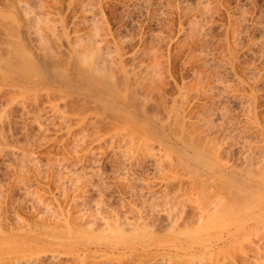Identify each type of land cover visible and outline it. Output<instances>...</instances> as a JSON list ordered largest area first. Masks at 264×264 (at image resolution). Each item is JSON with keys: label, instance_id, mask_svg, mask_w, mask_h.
<instances>
[{"label": "bare ground", "instance_id": "obj_1", "mask_svg": "<svg viewBox=\"0 0 264 264\" xmlns=\"http://www.w3.org/2000/svg\"><path fill=\"white\" fill-rule=\"evenodd\" d=\"M57 1L56 0H0V94L6 93V95H8V98H7L8 101H6L7 108L3 109L2 107L0 109V128L1 126L3 128L4 127L3 124H5L6 122L9 123L8 121L9 119H7L9 117L8 116L9 112H6V111L8 110V108H10V106L16 107V109L18 108V110L21 109L18 112L21 111L22 112L21 115H23V117L27 115V117L30 118L31 122H33L34 119L40 120L42 116L40 118H36V115L30 114L31 106L28 107L30 110L27 109L29 110V114H28L26 110L27 108L26 106H29V104H27L29 99L31 100L33 99L34 101L35 100L37 101L38 98H41L44 95L46 96L47 103L49 104L48 108H49L50 114L46 113L47 118L50 116L52 117L50 118L52 120L53 118L54 120L55 118H58L56 120H59L60 118V122H63V124H64V119H65L63 112L65 113L66 110H68L66 108L67 106L71 105L70 104L71 102H74V103L79 102L80 104L83 103L84 105L90 104L89 107L87 108L85 107V112H91V115H94V119L98 118V120L101 119L102 121L110 122L111 123L110 125L112 128L110 129L113 132L112 136L119 138L121 141L120 142L119 139H116V141L114 142L116 144V148L117 147L119 148L120 145L124 147V150L121 147L118 150L120 151L122 149L121 152H119L121 157L119 154H117V156L119 155L118 157L122 158V163H124L125 165V167L123 165L122 167L121 164L120 166L123 168L124 171L127 170L129 172L126 171L125 173L122 171V169L120 170V172L122 171V173L125 174V176L126 174L130 175L131 170L133 171L134 170L133 168L135 166L140 167V166H143L144 164H148L150 165V169H152L151 171H153V174L158 176L159 183H160L159 184L160 188H158L159 192L157 193L154 190L155 193L154 192L153 193L156 194L155 196L156 200L157 198H159V200L157 201L160 204L157 203V205L160 206L162 204L163 208L161 210V206L158 207L155 204L157 201H155L154 198L152 199H154L155 203L151 200L152 202L150 203V206L152 205V203H154L155 205L154 210H153V207L151 206L152 213L155 212V209L157 210L159 209L161 211L160 213L159 211L157 212L159 217H161L162 219L161 221H163L160 224L163 223L164 225L163 227H165L164 229L167 235H169L175 240L174 244L173 243L169 244L170 246H173V248H175L177 252H183L186 255L202 253L204 257L208 256V258H211V260H214L212 252L220 244H222L223 247H228V246L236 244L237 245L236 247L240 248L241 246L239 247V244L241 245V242L243 240L244 241L246 239L249 240L248 237L251 236L252 233L253 234L255 232L257 233L260 228L264 227V154H261L264 152V151L261 152L262 149L264 150V146L258 145V143L256 144V141H255L253 143H255L258 146L254 144L256 148L253 146V148L250 147L251 148L250 149L249 146L251 145L248 146L249 143L243 140L244 143L248 147L245 146V144L242 142L244 146L242 147L243 149L240 148L239 151L241 150L243 151H241L242 153L240 152V154H238L240 158L237 156L238 157L237 162L239 159L241 161L240 164L238 162V165L235 164L234 166V165L227 163L228 162L227 160L225 162L224 158L222 157L223 153L228 152L227 150H225V147L227 148L228 143H230L231 141L230 138L232 137V134H234L235 136V131L232 134L230 133V131L233 129L235 130L237 128H235L234 125H233L234 127L233 129H231V127L228 128L229 126L228 127L225 126L224 128L223 122L225 121H222L223 118L219 114L222 112H218V113L215 112L221 118H218L217 114H214L213 117H211L212 115L211 112L209 113L207 112L208 114L211 113L210 116L208 114L206 115V113H201L203 114L201 117L200 112H198L197 114L195 113V115L193 114V116H187L185 112L183 111L180 112L181 108L179 107L182 103H179V106H177L178 105L177 101H174V103L170 105L171 107L170 106L168 107L167 105L168 108L164 106L166 104L164 105L161 104V107L156 106L159 103H157V100L155 97L162 90V85L164 84V78H165L163 76L164 66L162 65L161 56L158 55L159 53L154 51L155 49L153 51L146 52L148 53L147 55L149 56L148 58L149 62L147 64H142V65H137L135 63L128 64L127 57L125 56L126 54L123 52L124 45L122 42L124 40L123 41L121 40L122 42H120V41L112 40V39H109L108 37H105L102 33V29H100L101 25L100 27H96L95 23L92 22V24L90 23V25L92 26L94 25V26L93 27L90 26L92 27V29L90 30L89 28L87 30V33H84V34L69 33L65 25L66 23L64 24L63 20L57 17L58 15H56V13H53L55 11V7L57 8V6H59ZM207 1L203 0V1H200V3H202V6L203 4L204 6H207L206 5ZM205 8H208V7H205ZM204 12H206V10ZM196 24L199 25L198 23ZM243 24L244 23H242V25ZM96 25H99V23ZM133 57L134 56H132V58L131 57L129 58L133 60L134 59ZM213 86H214L213 89H215L216 85L214 84ZM209 89L211 90L212 88H209ZM181 96L184 97L183 94H179L178 98H182ZM55 98H58L59 101L61 102V103L60 102L58 103H60L61 105L63 104L62 107L60 106V104H57L54 102L55 100L53 99ZM184 100L185 99H183V101ZM67 103H69V105H67ZM45 107L43 108L48 109ZM72 107H70V109ZM81 107H83V105ZM23 112L24 113L26 112L25 115ZM43 112H48V111L44 110ZM248 112L250 113V111ZM29 115H32V118L33 117L35 118L32 119L31 116ZM65 115L68 117L67 113H65ZM252 115L254 114L253 113H251V115L249 114V116H252ZM223 116L225 117V115ZM37 117H39L38 114H37ZM67 117L65 121L66 120L68 121ZM78 117H81L80 114ZM254 118L255 116L252 118V120H250L251 122L249 123L251 127H256V130H258L257 128H259V124H255L256 121L253 120ZM6 119L7 121L5 122ZM82 119L84 120V118L83 117L80 118L81 124H82ZM249 119H251V117ZM26 120H29V119L27 118ZM36 120H34V123L38 121ZM78 120L76 119L75 121H78ZM101 120L99 122H101ZM252 121H255V122H252ZM83 122H85V120ZM94 122L96 121L94 120ZM66 127H67V124H66ZM227 129L228 130L231 129V130H229L228 132ZM1 130H0V147L5 148L6 150L8 149L9 143L6 140H3L5 136L3 135ZM83 132H82V136H84ZM110 135H109V138H107L108 136L106 137L107 138L106 140H109L113 144V141L111 138L112 136ZM94 136H97V134ZM93 139H92L93 143L94 141H97V138L93 137ZM99 139H100V135H99ZM113 139L115 140V138ZM102 141L107 142L105 141V138H103ZM99 142L100 141H98V144ZM116 142H118V144L120 145L117 146ZM5 143H7L6 144L7 147L6 145L4 146ZM115 144H113L114 147H115ZM107 146L109 145L107 144ZM11 148L7 150L8 153L13 152L12 155L13 154L15 155L17 152L15 153L13 151L14 149L11 150ZM116 148H113V149L116 150ZM75 149H77V147ZM109 149H111V147ZM253 149L255 151L260 150V154L259 152L256 153L255 151H253ZM223 150L225 152H223ZM70 151H72V149ZM88 152L86 154L87 156H88ZM115 152H117V150ZM21 153L25 154L26 151H23ZM75 153L77 154L73 155L74 158L77 157L76 155L79 154V151ZM112 154H114L113 156L116 157V153H112ZM25 155H24L25 158H22V160H20L21 162L18 159H21L22 154H19L18 155L19 157L16 156L17 159L15 156L13 157L19 161V162L17 161V163H20L18 165L19 167L22 166V163H25V162H27V165L26 163L23 165H26V166L29 165V167L31 166L30 169H26L28 168L26 166L25 168L22 166L18 169L19 174H20L21 168H22V172L24 171L23 169L27 170L28 172L24 171L25 173L20 174V176L16 174V178L17 176L22 177L23 174L29 175V176L24 175L25 183L21 181V183L23 182V184H21L20 186L25 185L26 182L29 181V180L26 181V179H28L26 177H30V175L32 174V173L29 174L30 172H33L34 174L35 173L34 169L36 168L41 169L39 165L40 163L38 162H36L38 166L35 167V165L37 164H34L33 165L34 169L32 167V163H34L38 159L35 160V158L31 156L30 154H28L30 155L29 157ZM83 157H81L82 159L77 158L78 160L80 159L79 163L84 161ZM118 157L117 159H115L117 160V162L115 161L117 164L120 163V161H118L119 159ZM235 160L231 162L234 163ZM76 163L77 162H75L74 165ZM61 166H59L58 168V165H57V167H53V168L55 170L57 169L58 171H61L60 170ZM120 166H118L117 168H121ZM138 167H135V170L131 172V174H134L135 171L138 169ZM61 169H64V168L62 167ZM81 169H82V166H81ZM82 170L81 171L78 170L79 175H80V172L82 175ZM117 170L119 171V169ZM69 171L71 172V170L66 169V171L65 170L63 171V173L68 172L67 176L71 177L69 175L70 174ZM78 171H77L76 176H73V174L72 176L77 177L78 180H82L81 175L79 178ZM85 171L86 169L83 171V173ZM36 172L40 174L39 169ZM38 173L36 175L39 176ZM60 174H58L57 178L59 177ZM36 175L34 174V176ZM63 175L64 174H62V176ZM86 175L88 177V173ZM67 176H65L66 179L69 178ZM130 176H131L130 182L126 183L127 184L126 187L129 189L130 193H133V192L135 193L136 191H138V189L134 191L132 189H135V187L137 188L139 186H135V184L131 182L132 179L134 180L135 175L134 176L130 175ZM63 177L61 178L64 180H61L60 177L58 178V180L60 179L61 181L64 182L66 179ZM85 177L83 176V179H84L83 183L85 181L88 183V184L86 183L85 184L90 186L91 182L89 181L92 176L88 177L89 181H86L88 180V178L86 177L87 178L86 179ZM35 178H32V179H35ZM18 179L19 181L21 180L20 178H17V180L15 179L17 181V184H19ZM70 180L73 181V179L71 178L67 179L68 182ZM74 180L76 179L74 178ZM78 180L74 182L77 183ZM139 181L140 180H137L136 182H139ZM63 182H60V183L62 184ZM79 182L80 181H78V183ZM140 182L142 183L143 181H140ZM69 183L67 184L70 185ZM78 183L77 185L74 184L76 188L77 186L79 187ZM141 183H137V185L138 184L141 185ZM183 183L185 184L188 183L191 189V191H189V194L191 192V193H194V195H191V194L189 195L187 193L188 191L186 190L185 191L187 194L185 193L184 188H186L187 190H190V189H188L189 187L188 188L186 187L188 186L187 184L184 187ZM86 185L83 184L84 188L81 186L84 190L78 188L75 191L81 190V191L86 192L85 190ZM145 185L147 186V184ZM141 186H140V189H141ZM60 187L61 185L59 186V189ZM64 187L65 186H63V188ZM27 188L29 187L28 186L25 188L22 187L20 190L24 191L25 193L23 192L21 194H25V195H27V193L30 194L31 193L30 191L32 190V188L30 191ZM1 189L3 188H0V190ZM130 190H132L133 192H131ZM62 191H64V189ZM84 192H81V194H83ZM138 192L137 193L139 196L141 191H138ZM146 192H148L146 193V195L149 193H150L149 195L153 194L152 192H149V191H146ZM29 194L28 196L30 198L34 197V199L31 198V201H34L33 203L38 204L36 206H39L36 208V210L39 208V211L37 210V214H36L39 216V218L37 216V219H39L38 220L39 222L35 221L36 223H33L31 225L28 224L27 222H24L23 226L19 228L18 226L17 227L15 226L17 229V232H16V229L13 230L12 227H10L12 229L8 228L9 229L8 231L6 230V228H4V225L2 222V217H3L2 212L6 206L5 201L7 200L5 199L4 201L3 200L4 198L2 199L1 197L3 195L0 194V263H2V261H5L7 256L17 255L21 253L24 249L29 251L30 254L31 253L36 254V253L43 252L45 250L53 252L55 249H63V248H66V249L69 248L70 250L72 249L74 250L75 247L79 248L80 246H82L81 248H83V250L88 251V250H91L93 246H95L100 249L105 248L106 250L109 249L112 251H114L115 249H122V251L124 252H134L140 246L144 248H146V246L150 247V244H148L147 241H149L150 239L156 236V234L153 231H151L152 227H151V224H149L150 221H148V219L145 218L147 216L149 218V216L152 217L154 215L153 214L151 216L152 213L150 212L151 210H149V207H150L149 202H148V205L146 206L148 209L146 208V211H145V213L148 211L149 215L144 217L143 215L145 213L142 210H140L141 209L140 208L139 210L141 212H139L138 210V214H140L139 215L140 220L137 221L138 220L137 219L135 220L137 222L135 221L131 223L128 222L126 225V227L128 228L125 227L124 224L126 223L123 222L122 220V222L124 223L123 225L126 229H124V227L123 228L120 227L122 224L121 225L119 224L120 228L118 227L117 224L122 223L119 219L116 220L117 223L113 222L114 224H112V222L109 221L111 223L110 225L108 222L109 218L106 219V218L100 217L101 218L100 220L98 218V220L100 221V224H103L104 227L108 230V231L107 230L102 231L104 233L105 231L108 232L107 234L99 233L102 239L101 238L98 239L97 234H94L95 232L93 233V230L90 229L89 227H87V229H82L83 227L82 228H79V227L77 228L76 226L74 227L73 225L69 223V221H67L68 219H63V218L59 219L60 215L59 216L56 215L58 216V218L57 217L56 218L58 219L59 222L56 219L55 222L57 223L53 224L55 223L54 222L55 211L53 212V210L55 209L51 210L52 208H50L49 204L44 203L45 200L44 201L42 200L41 193H40L41 194L40 196H36V195H39V193L36 195L33 194L36 196V198L33 195L30 196L32 193L30 195ZM154 194H153V197H154ZM133 195L134 194H131V197ZM78 196L76 197L78 198ZM143 196L144 195H142V192H141V197ZM76 197L74 196V198ZM150 197H147V198L149 199ZM82 198L83 196L81 197V199ZM82 202L84 201H81V203ZM104 203H102V206ZM35 204L33 205V208L36 207ZM125 204H126V201H125ZM28 205H29V202H28ZM99 206L98 208L102 207V206L101 207ZM188 207L189 209L191 208L193 209L194 214H192L193 213L192 212L191 213L192 215L190 216L188 215L187 213ZM177 208L180 210H178ZM182 208L183 210L181 212ZM99 210H102V209H99ZM177 210L181 212L179 216H177L179 214ZM90 214H93V213H90ZM98 214H101V213L98 212ZM45 216L49 218L50 222H52L51 218L53 219V222L51 223V225H55V228L50 225L52 227L51 228L48 225V223L50 222L48 223L46 222L45 224L44 219H43ZM149 219L152 220L151 218ZM78 220L80 219L78 218ZM124 220L127 221V218ZM155 220H157V218ZM16 222L17 220L15 221V223ZM18 222L17 224L21 223L19 224L20 226L22 225L23 221L19 223ZM61 222L63 225V229L60 224ZM95 222H98V221H95ZM153 222L154 221H152V223ZM80 223H84V222L82 221ZM157 223H153V225L155 226L157 225ZM58 225H60L59 228L61 229L57 228V230H55L56 226L58 227ZM103 225H101V227ZM157 226H159V224ZM103 229L101 228V230ZM102 235H105V236L102 237ZM116 242L121 247L116 246L117 247L116 248V247L111 246V244L116 243ZM242 245H244V243ZM164 247H166V245H164ZM232 247L234 248V246ZM51 248H54V249H51ZM198 249H201L202 251H197ZM262 253L264 254V252ZM216 262L220 263L219 261H216ZM205 263L206 262H204V264ZM222 263L223 262L221 261V264Z\"/></svg>", "mask_w": 264, "mask_h": 264}, {"label": "rangeland", "instance_id": "obj_2", "mask_svg": "<svg viewBox=\"0 0 264 264\" xmlns=\"http://www.w3.org/2000/svg\"><path fill=\"white\" fill-rule=\"evenodd\" d=\"M58 1L57 3L59 6H57V8L55 7V11L53 13H56V15H58L57 17L61 18L64 24L66 23L65 25L69 33L71 34L87 33V30L89 28L91 30L92 27L94 26V25L93 26L90 25V23L92 24V22L95 23L96 27H100L101 25L100 29H102V33L105 37H108L109 39L120 41V42L124 40L122 42L124 45L123 52L126 54L125 56L127 57L128 64H133V63L137 65L147 64L149 62V59H148L149 56L147 55L148 53L146 52H150L155 49L154 51L159 53L158 55L161 56L162 65L164 66L163 76L165 78H164V84H163L164 86L162 85V90L155 97L157 100V103H159L156 106L161 107V104L163 105L166 104L164 106L168 108L171 104L174 103V101H177L178 103L177 106H179V103H182L179 107L181 108L180 112L182 111L185 112L187 116H193V114L195 115V113L197 114L198 112H200V114L206 113L207 115L209 112H211L212 113L211 117H213L214 114H217L218 112H222L219 114L222 116L223 119L225 118L224 120L222 119V121L226 122V123L223 122L224 128L225 126L227 127L229 126L228 128L231 127V129H233L234 127L237 128L235 130L229 129L232 131V132L230 131L231 134L234 133L235 131L236 137L234 136V134H232V137L230 138L231 141L229 139L230 143H228L227 148L225 147V150L228 151L226 153H223V156H222L225 162L227 160L228 161L227 163L234 165V166L235 164L238 165V162L240 164L241 161L238 159V162H237V158L238 157L240 158L238 154H240V152L243 151V150L241 151L239 150L240 148L244 146L245 144L244 141H247L249 143L248 146L251 145L249 146V148L250 147L253 148L255 144L253 142L255 141H256V144L258 143V145L264 146V138H263L264 137V0H208V1L205 0L207 1V4H206L207 6H204L203 4L204 7L202 6V3H200V1H203V0H89L90 2L88 0H58ZM205 7H208L209 10L208 8H205ZM204 8L206 12H204L205 11ZM98 23L99 25H96ZM196 23H198L199 25H197ZM242 23L244 24L242 25ZM132 56H134L133 60L131 59ZM213 83L216 85L215 89H213L214 88ZM209 88H212L214 92L212 91V89L210 90ZM179 94H183L184 97L181 96L182 98H178ZM7 98H8V95H6V93L0 94V109L2 107L3 109L7 108V105H6L7 104L6 101H8ZM183 99H185L186 101L185 100L183 101ZM30 100L31 99H29L27 103L29 104V106H26L27 107L26 110L29 109L28 107L31 106L30 107L31 110L29 109L30 114L36 115V118H40L41 116L42 118H40V120L37 119L38 121L34 119L37 121L35 123H34V120L33 122H31L30 118L27 117V115H25L26 112L25 113L23 112L25 115V117H23V115H21L22 112L21 111L18 112L21 109L18 110V108L16 109V107L10 106V108H8V110L6 111V112H9L8 114L9 117L7 116L8 117L7 119H9L8 120L9 123L6 122L7 121L6 119L5 120L6 123L3 124L4 127L2 128L1 126L2 130L1 128L0 130L5 136L4 137L5 139L3 138V140H6L9 143L8 149L12 147L11 150L14 149L13 151L15 153L17 152L16 153L17 155L15 154L16 156H18L19 154H22L21 159H18L19 161L22 160V158H25L24 157L25 154H27L25 156H28V157L30 155L33 156L35 160L38 159L37 161L32 163V167L34 164H37L36 162L40 163L39 165L41 169L40 168L34 169L33 167L34 172H35L34 174L36 175L38 173L36 172L38 169L40 170V174L38 173L39 176L38 175L34 176L33 172H30L31 171L30 170L29 174L32 173L31 174L32 177L31 175L30 177H26L28 178L26 179V181L27 180L29 181H27L25 185L20 186L21 184H23L25 180V176L27 174L26 175L23 174L22 177H19V176L20 174L25 173L24 171H27V170L23 169L24 171L22 172V168H21L20 174H19L18 169L22 166L25 168V166L27 165V162H25L26 165H23L25 163H22V166L19 167L18 165L20 163H17L18 160H16L17 157L14 154L13 155L16 157V159L13 158L14 157L12 155L13 152L8 153L7 151L8 149L5 150V148L0 147L1 148L0 149V184H1L0 188H3L0 190L1 192L0 194L3 195L1 197L2 199L4 198L3 199L4 201L5 199L7 200L5 201L6 206L3 210L4 213L2 212V216H3L2 222H3L4 228H6L7 231L12 228L14 230L16 229L17 226L18 228L22 227L24 222H27L28 224L31 225L33 223H36L35 221L39 220L37 219L38 215H36L37 210L39 211V208L37 210L36 208L39 206H36L38 204H35L33 203L34 201H31V198L34 199V197L30 198L28 196L29 193H27V195L21 194L24 191L20 189L22 187L25 188L27 186L29 187L27 188L29 191L32 188V190L30 191L32 194L30 193L31 194V195L29 194L30 196H32L33 194L36 195L38 193L39 195H36V196H40L42 194L41 196L42 200L47 201V202L44 201V203H48L50 208H52L51 210L55 209L53 210V212L55 211L54 222L60 215L59 219H62V218L68 219L67 221H69V223L73 225L74 227L75 226L77 228L83 227L82 229H87V227H89L90 229L93 230V233L95 232L94 234H97L98 239L101 238L99 233L100 234L108 233L106 231L105 233L102 232L104 230H107L103 224H100L99 220L102 217L106 219L109 218L108 222L111 221L112 224L117 223L116 220L118 219L121 222L123 220V222H125L126 224H124L123 222L117 224L118 227H119V224L120 225L122 224L120 226L122 228L124 227V225L126 227L128 222L131 223L137 219H138L137 221H139L140 214H138V210L141 208L140 210H142L145 213L148 202H149V206L152 201L154 202V199L156 196V194L154 193L155 191L158 193L159 192L158 188H160L158 176L153 174V171H151L152 169H150V165L144 164L143 166H140V167L135 166V167H138L135 173L131 174V172L135 170V167L133 168L134 170L133 171L131 170L130 172V175H133V176L135 175L134 177L135 182L133 179L131 182H133L135 186H139L137 188L135 187V189H132V190L134 191L138 189V191H141L142 195H144L143 196L144 199H143V197H141V192H140V195L138 196V193H139L138 191L134 193L132 190H130L131 192H133V193H130L129 189L126 187L127 185L126 183L130 182L131 176L129 174H126L125 176V174L122 173V171L126 173L127 170L125 171L123 170L122 167L123 166L125 167V165L124 163H122V158L118 157L120 155L119 152H121L122 150L121 149L120 151H118L120 147L123 148L124 150V147L118 144L120 139L112 136L113 132L111 130L112 128H111L110 122L102 121L101 119L98 120V118L94 119V115H91V112H85V107L86 108L89 107L90 104L84 105L83 103L80 104L79 102L78 103L71 102L70 104L73 106L72 107L71 105H69V103H67V105L69 106H67L66 109L68 110H66L65 113H67L68 117L65 115L64 112L63 114H64V118L66 119L67 117L68 121L67 120L65 121L64 119V124H63V122H60V118L59 120H56L58 118H55V120L53 118L52 120L50 119L52 118L50 115H49L50 117L47 118V114H50V112L48 108L49 104L47 103V99L45 95L41 98H38L37 101L36 100L34 101L33 99L31 101ZM53 100H55L54 102L57 104L61 103L58 98H55ZM82 105L83 107H81ZM60 106L62 107L63 104L62 105L60 104ZM43 107L48 108V109H44ZM70 107L72 108L70 109ZM43 109L48 112H43L44 111ZM29 110H27L28 114H29ZM40 110L41 111L43 110L42 111L43 113ZM248 111H250V113ZM251 113H253L254 115L249 116V114L251 115ZM37 114L39 115V117H37ZM79 114L81 117H78ZM210 114L208 115L210 116ZM222 114L225 115V117ZM32 115H29V116H31L32 118ZM202 115L203 114H201V117ZM254 116L255 118L253 120H255L256 122L255 121H252V122H255V124H259V128H257L258 130H256V127H251L249 123L251 122L250 120H252ZM82 117L84 118L85 122H83L84 120L82 119V124H81L80 118ZM250 117L251 119H249ZM27 118L30 121L26 120ZM218 118H221V117H219L218 115ZM76 119L78 121H75ZM227 119H229L230 121ZM94 120L96 122H94ZM100 120L101 122H99ZM65 122L67 124V127H66ZM82 132L84 133V136H82ZM96 134L98 137L94 136ZM99 135H100V139H99ZM109 135L112 136L111 138H112L113 144H115L114 142L116 141V139H119V141L116 142L117 146L120 145L119 148L117 147L118 149L116 148V144L114 147L112 142H110L109 140H106L107 138H109ZM93 137L97 138V141H94V143H93V140H94ZM79 138H81L82 140ZM103 138H105V141L107 142L102 141ZM113 138H115V140ZM237 138L239 141L237 140ZM98 141H100L99 142L100 146L98 144ZM242 142L244 144H242ZM6 144L7 143H5L4 146ZM107 144L109 146H107ZM245 146L247 145L245 144ZM76 147L77 149H75ZM110 147L112 150L109 149ZM113 148H116L117 152H115L116 150ZM71 149L72 151H70ZM23 151H26V153L25 154L21 153ZM78 151H79V154L76 155L77 157L74 158L73 155L77 154L75 152H78ZM253 151L255 150L253 149ZM263 151L264 150L262 149L261 152ZM87 152H88L89 157L86 155ZM223 152L225 151L223 150ZM255 152L256 153L259 152L260 154V150H257ZM80 153L81 154L83 153L84 155L83 154L82 155L84 157ZM112 153H116V157L113 156L114 154ZM117 154L119 155L117 156ZM261 154H264V152ZM81 157H83L84 161L81 160L82 162L79 163L80 159H82ZM117 157L121 159V160L118 159V161H120L119 164H117L116 163L117 160H115L117 159ZM77 158H80V159L78 160ZM234 160H235L234 163L231 162ZM51 161L53 162L54 165L52 164ZM75 162H77L78 164L76 163L74 165ZM120 164L121 166L122 165L123 166L121 167ZM52 165L53 167H57L58 165V168L59 166L62 165L60 167L61 171H58L57 169L55 170L52 167ZM36 166H38V164L35 165V167ZM81 166H82V169L84 168L86 169V171L84 172L85 174L83 173L85 169L82 170ZM118 166H120L121 168H117ZM26 167H28L26 169L31 168V166L29 167V165ZM62 167L64 169H61ZM66 169L71 170V172L69 171L70 173L69 175L71 177L67 176L68 172L63 173V171L64 170L66 171ZM117 169H119V171ZM121 169L122 171L120 172ZM78 170L79 171L82 170V175L84 174L83 175L84 177L87 173H88V177L92 176L89 181V178L86 175L88 180H86L87 179L86 177H85L86 178L85 180L91 182L93 185L90 183V186H88L86 185L88 183L85 181L83 183L84 179H83V176L81 175V172H80V175L82 177V180H78L77 177H73V176H76ZM79 171H78V175H79ZM57 172L58 174L62 172L60 174L61 176L59 175L61 180H64L61 177L64 176L63 178L66 179L65 176H67L73 179V181L70 180L69 181L70 183H69L67 181V179L69 178H67L64 182L61 181L60 179L58 180L59 177L57 178L58 176ZM16 174L19 175L17 176V178L21 179L20 181L18 179L19 184H17V181H16L17 180ZM62 174L64 175L62 176ZM80 175H79V178H80ZM32 178H35V179H32ZM74 178L80 181L79 183L77 181L79 185V187L77 186V188L75 187L77 183L74 182L76 181L74 180ZM136 179L143 181L142 182L143 184L140 181L136 182L137 181ZM146 180L148 183L146 182ZM21 181L23 182L21 183ZM59 181L63 183L61 184ZM67 183H69L70 185H68ZM137 183H141L142 186L139 184L137 185ZM83 184L86 185V188H85L86 192L80 190L84 188ZM145 184H147V186ZM186 184L188 185V183ZM186 184L183 183L184 187L186 186ZM60 185H61L60 187L61 190L59 189ZM62 185L65 187L63 188ZM72 186H74L75 189ZM140 186H141V189H140ZM186 187L188 188L189 185ZM78 188H80L79 190L81 192H84L85 194L84 193L81 194L80 191H75ZM63 189L64 191H62ZM188 189H190V187ZM185 190L188 191L187 192L188 194H189V191H191V189L187 190L186 188H184V191ZM146 191H149L152 193L154 192L153 193L154 197H153V194H151L152 196L149 195L150 193L147 194L149 195L147 196L146 193L148 192ZM77 193H79L80 195ZM131 194H134L135 196L133 195L131 197ZM190 194L194 195V193H191V192ZM74 196L75 197L78 196V198L77 197L74 198ZM80 196L81 197L83 196L82 198L83 200L81 199ZM147 197H150V198L148 199ZM99 198L101 201L99 200ZM128 199L131 201H129ZM157 200H159V198H157ZM157 200L155 199V201ZM81 201H84V202L81 203ZM125 201H126V204H125ZM28 202H29V205H28ZM102 203H104L103 204V206L105 205L104 207L102 206ZM154 203H152L151 205L153 207V210L155 207ZM157 203L159 202L157 201L155 204L157 205ZM34 204L36 207L33 208ZM134 204H136L137 206ZM98 206L99 207L102 206L103 208L102 207L98 208ZM151 206L149 207V210H151L152 208ZM160 206L162 210L163 208L162 204ZM99 209H102V210H99ZM191 209H189V207L187 209V213L189 216L194 214L193 209L192 210ZM96 210L101 214H98ZM140 210L139 212H141ZM178 210L177 212H179V214L177 213L178 214L177 216L181 214L183 208L181 209V212ZM158 211L159 213L161 212L159 209L158 210L155 209V212L153 213H152V210L150 211L152 213L151 216L154 214L152 217L149 216V218H151L152 220H150L147 216L149 215L148 211L145 213L146 215L142 214L144 217L147 216L145 218L148 219V221H150L149 224H151V227H152L151 228L152 230L151 229L150 230L156 234L154 238L147 241V243L150 244V247L146 246V248H144L140 246L134 252H124L122 251V249H115L114 251H112L109 249L106 250L105 248L100 249L95 246H93L91 250L85 251L83 250V248H81L82 246H80L79 248L75 247L74 250L73 249L70 250L69 248L67 249L63 248V249H55L53 252L45 250L43 252L36 253V254L34 253L30 254L29 251L24 249L21 253L17 255L7 256L5 261H2V263L0 264H168V263L169 264H188V263L189 264H204V262H206L205 264H216V263L221 264V261L223 262L222 264H264V259H263L264 254L262 253L264 252V245H263L264 244L263 243L264 242V227L260 228L257 233L256 232L254 234L252 233L251 236L248 237L249 240L247 239L245 241L243 240L241 242V245L239 244V247L243 246L242 248L241 247L237 248L236 244L228 246V247H223V245L220 244L212 252L214 260H211V258H208V256L204 257L202 253L201 254L196 253L197 255L196 254L186 255L183 252H177V250L173 248V246H170L169 244L170 243L174 244L175 240L169 235H167L164 229L165 227H163L164 226L163 223L160 224L163 221H161L162 220L161 217H159V215L157 214ZM90 213H93V214H90ZM125 216L127 218V221L124 220L126 219ZM45 217L43 219L46 224V222L48 223L50 222V220L49 218H47L48 215L46 217L47 219ZM77 217L80 220H78ZM153 217L154 218L156 217L157 220L159 218L160 219L157 221L155 220L156 218L154 219ZM19 218L20 219L22 218L21 221H23L22 225L20 226L19 224L21 223L19 222L21 221ZM16 220L17 222L19 220L18 222L19 224H17V222L15 223ZM51 221L53 222L52 218H51ZM82 221L84 223H80ZM95 221H98V222H95ZM152 221H154L153 223L158 222L157 225L159 224V226L157 225L154 226ZM52 222L48 223V225L50 226ZM56 223L57 222L53 224H56ZM60 224L63 229L62 222ZM109 224L111 225L110 222ZM101 225L103 226L101 227ZM51 226L55 228V225H51ZM59 227L60 225H58V227L56 226L55 230H57V228ZM125 227L124 229L128 228V227L126 228ZM101 228L102 229L104 228V229L101 230ZM16 232H17V229H16ZM103 236L105 235H102V237ZM243 243L244 245H242ZM164 245H166V247H164ZM111 246L116 247L120 245H118V243L116 242V243L111 244ZM232 246H234V248ZM51 249H54V248H51ZM197 251H202V250L198 249ZM175 257H177L178 259ZM205 259L208 261H206ZM216 261H219L220 263Z\"/></svg>", "mask_w": 264, "mask_h": 264}]
</instances>
